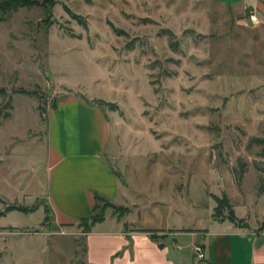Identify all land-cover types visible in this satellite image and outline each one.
<instances>
[{
	"label": "rangeland",
	"instance_id": "1",
	"mask_svg": "<svg viewBox=\"0 0 264 264\" xmlns=\"http://www.w3.org/2000/svg\"><path fill=\"white\" fill-rule=\"evenodd\" d=\"M0 88V105L11 101L0 113V211L36 207L0 216V264H86L82 230L45 217L47 114L69 92L117 105L105 107L108 154L126 205L139 203L135 226L201 227L213 192V213L235 205L239 222L264 227V147L252 141L264 140V17L217 0L0 8ZM161 204L167 216L152 213Z\"/></svg>",
	"mask_w": 264,
	"mask_h": 264
},
{
	"label": "crops",
	"instance_id": "2",
	"mask_svg": "<svg viewBox=\"0 0 264 264\" xmlns=\"http://www.w3.org/2000/svg\"><path fill=\"white\" fill-rule=\"evenodd\" d=\"M217 1L239 13L248 9L255 18L264 17V0ZM47 115L46 201L56 225L65 233L79 228L77 223L93 213L97 195L128 208L122 216L107 210L104 221L90 232H82L86 238V264H189L185 250L192 249L196 258V245L204 251L205 264H264V227L213 216V192L209 193L212 204H207L210 216L201 227L163 229L169 227L143 225L157 230V238H152L141 226L134 225L130 214L139 203L126 205L127 182L109 160L113 136L109 114L100 105L89 104L69 92ZM232 208L237 217L235 205ZM160 210L167 216L171 208L167 210L161 204L152 213ZM203 259L191 264H200Z\"/></svg>",
	"mask_w": 264,
	"mask_h": 264
},
{
	"label": "trees",
	"instance_id": "3",
	"mask_svg": "<svg viewBox=\"0 0 264 264\" xmlns=\"http://www.w3.org/2000/svg\"><path fill=\"white\" fill-rule=\"evenodd\" d=\"M54 3H57V0H1L0 1V8L4 11V13H6V12H9L10 10H16V9H18V7H22V6L38 5V6H44V7L48 8L50 5H53ZM66 9L69 11V13L72 15L73 18H75L79 21V23H81L83 25L87 24L86 20H84L82 15L76 14L75 12H73L68 7H66ZM3 91H5L4 88H0V93ZM18 92L32 93L31 91L26 90V89H20ZM75 94L83 97L89 104H97V105L102 106L104 108V111H106L105 107H107V106H109L110 110H115L117 107V105L114 104L113 102H107L103 99H90V98L86 97L84 94H82L81 92H75ZM56 103L57 102H55L53 104V106H56ZM10 104H11V101L8 100L4 105H0V113L3 109V107L7 108L10 106ZM4 115H5V117H8L10 114H9V112H6V113H4ZM252 141L263 143V147H264V140H262L261 138H253ZM263 151H264V149H263ZM214 200L217 202V204H219L220 201L218 200V198L216 196H214ZM108 207H111L114 210L115 209H121L123 211V213L128 211L127 207L114 205L113 203H111L106 198H104L100 195H97L93 213L90 216L82 218L77 223L78 227L82 230V232L88 233L91 231V229L94 225L104 221L105 215H106V210ZM34 209H36V207L35 208L34 207L28 208V207L18 205V204H11V205L6 206V208L4 210L0 211V216L5 215L7 212L12 211V210H21V211H25V212H30V211H33ZM45 212H46L45 217L47 218L48 212H50V207L48 205L45 206ZM120 214H122V213H120ZM117 216H122V215H117ZM213 216L219 217V218L225 217L231 221H238L237 218L234 216V214L228 215V216H218L217 214L213 213ZM64 225L69 226L72 224H64ZM263 226H264V223H263ZM142 231L149 232V234L152 238H157L154 230H142Z\"/></svg>",
	"mask_w": 264,
	"mask_h": 264
},
{
	"label": "built area",
	"instance_id": "4",
	"mask_svg": "<svg viewBox=\"0 0 264 264\" xmlns=\"http://www.w3.org/2000/svg\"><path fill=\"white\" fill-rule=\"evenodd\" d=\"M251 18L254 19L255 17L253 15H251ZM195 256L197 259H203L204 258V251L199 245L195 246Z\"/></svg>",
	"mask_w": 264,
	"mask_h": 264
}]
</instances>
